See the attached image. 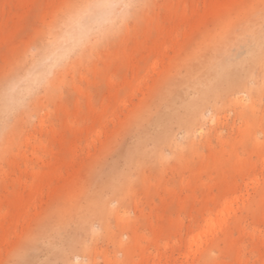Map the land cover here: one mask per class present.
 Returning a JSON list of instances; mask_svg holds the SVG:
<instances>
[{
  "label": "rangeland",
  "instance_id": "1",
  "mask_svg": "<svg viewBox=\"0 0 264 264\" xmlns=\"http://www.w3.org/2000/svg\"><path fill=\"white\" fill-rule=\"evenodd\" d=\"M215 2L135 5L125 26L116 18L106 36H92L88 51L59 61L58 82L48 83L54 75L47 74L22 97L48 32L68 6L85 4L0 0V92L20 80L0 118V217L7 216L0 264H152L156 255L162 264H264V194L257 193L264 185V63L246 77L243 101H234L240 95L234 91L217 108L207 106L199 123L187 117L177 123L153 94L167 66L174 62L178 70L203 32L220 21L210 11ZM57 41L43 52L53 53ZM50 66L40 64L47 72ZM144 102L148 115L138 124ZM144 137L149 142L137 145ZM128 150L136 166H128ZM122 178L125 192L112 194L108 187L120 188ZM65 213L63 228L52 227ZM211 220L217 225L207 232ZM44 225L51 234L59 230L50 242H42ZM198 235L200 244L191 246ZM76 242L85 251H76Z\"/></svg>",
  "mask_w": 264,
  "mask_h": 264
},
{
  "label": "bare ground",
  "instance_id": "2",
  "mask_svg": "<svg viewBox=\"0 0 264 264\" xmlns=\"http://www.w3.org/2000/svg\"><path fill=\"white\" fill-rule=\"evenodd\" d=\"M79 1L84 4L96 2V0ZM123 1L120 0L121 4H124V7H128V11L123 12L121 15L116 17L118 18L116 22L120 21L118 26L121 27L126 25L124 22L125 20H128L130 15V18H134L132 15L134 16L135 14V5L144 6L149 2V0ZM243 2L244 0H216L210 11L214 12L216 16H220V21H218L211 30H205L203 32L201 37L195 42L191 50L188 52V61L181 65L178 70H174L176 66L174 62H171L172 64L170 63L169 66H167L166 72L159 81V86L156 88L157 90H154L153 94L155 95V100H157L156 102H158V104H164V113L168 112L171 113V115L172 113L175 114L177 123L183 122L185 117H187L186 119L190 123L193 119L198 122L199 116H201L202 111H206L205 109L207 106L217 108L220 103L224 104V97L230 95L234 91L236 94H240L239 96L234 97V101L236 102L243 101L242 97L246 96V77L252 75L254 70L264 63V0H252L249 7L243 5ZM80 8H82L80 5L68 6L66 8L65 15L60 19L59 23H57L56 26L48 32L45 42L40 46L41 51L33 57L34 62L32 64V68L28 72L32 78L39 76V82H41L46 80L47 74H53L54 78L48 79L47 81L52 85L60 80L62 72L59 69H53V59H50V57H52V53L49 54L48 52H43V49L48 48L53 44V42L60 40L65 36L66 32L69 31V23L71 19ZM206 20H203L202 23L204 21L206 22ZM108 30L109 29H107L106 33ZM115 30L118 29H114V32ZM104 36H106V34H103V37ZM105 40L108 39L106 38ZM93 41L94 39L91 37L85 44L77 47L74 51L80 50V48H82L83 51H88L90 47L94 46ZM125 59L131 61L132 67L135 66L131 57L125 56ZM41 62H51L48 72L46 68H40ZM182 70L184 73L181 72ZM64 72H69V70L65 69ZM113 74L114 73L108 77V81L111 86L115 83V76H113ZM19 81L20 80L17 82H9L7 87L0 92V118L4 113L5 102L12 100L10 92L16 88ZM24 88L25 86L20 89V91H22V97L32 93V91L30 93L25 92ZM180 102L183 104V109L181 107L176 109V104ZM144 104L146 108L145 106L142 107V110L144 108L145 109L142 111V114H137V118L135 119L139 121L138 124H140L143 117L145 118V116L148 115L147 109L149 104L146 102H144ZM156 106L157 105H154L152 108H155ZM253 107L254 105L251 103L249 104L248 109L252 111ZM156 109H158L157 122L159 123L163 121L164 113H162L163 109H161V107ZM143 113L147 114H144L143 116ZM134 116H136V114ZM210 117L211 118H209V120L212 125L218 121V117L215 113H212ZM199 128L200 127L198 126L196 131H198ZM3 131V128L0 127V137L3 135ZM169 136L170 135H168L167 132L164 134L165 139L169 138ZM253 141L255 146H257L258 140L255 138ZM146 142H149V140L144 137L143 139L138 140L136 144L142 146L143 144H146ZM161 142L162 141L158 137L155 138L154 144L155 148H157L156 153L159 157H162L159 152V149L163 146L160 145ZM126 154L128 166H136L137 162L135 160V155H133L130 150H128ZM118 181V183L121 184L120 188L116 189V184L113 185V183V187H108V190H111L112 194L117 196L126 190V184H124L126 179L122 178ZM257 193L259 195L264 194V185ZM221 197H224V195L221 194ZM105 212L106 208H102V214ZM65 215L66 216H61L58 214L56 218L50 222L53 223L52 227L58 226L60 229L62 227L59 226L61 225L60 223L69 217L67 213H65ZM6 218V215L0 217V230L3 229V222ZM216 225L217 221L211 220L208 224L207 232L215 231L214 227ZM42 228L44 229L42 235L44 240L42 242H50L52 239L51 237L55 233H59V230L55 228L52 230L53 232L51 234V230L48 231V227L46 225ZM200 235L193 240L191 246L200 244V240L202 238ZM229 238L230 233L226 232L222 239L224 242L228 243ZM214 245L215 243L212 242V246ZM164 247H166V244H164ZM78 249L85 251L84 246L81 243L76 242L75 250L77 251ZM76 258H78V255ZM156 258L158 261L152 262V264H162V255H156Z\"/></svg>",
  "mask_w": 264,
  "mask_h": 264
},
{
  "label": "clouds",
  "instance_id": "3",
  "mask_svg": "<svg viewBox=\"0 0 264 264\" xmlns=\"http://www.w3.org/2000/svg\"><path fill=\"white\" fill-rule=\"evenodd\" d=\"M124 6L120 0H96L80 8L69 23V31L54 44L53 66L66 59L77 47L85 44L92 36L101 35L121 15ZM50 72V69H49ZM40 77H26L24 91L31 92L39 87Z\"/></svg>",
  "mask_w": 264,
  "mask_h": 264
}]
</instances>
